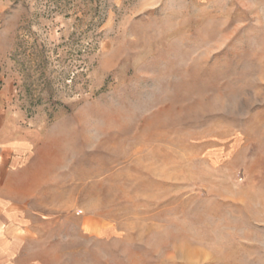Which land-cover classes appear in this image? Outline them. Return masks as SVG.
I'll list each match as a JSON object with an SVG mask.
<instances>
[{
    "label": "rangeland",
    "instance_id": "374dc122",
    "mask_svg": "<svg viewBox=\"0 0 264 264\" xmlns=\"http://www.w3.org/2000/svg\"><path fill=\"white\" fill-rule=\"evenodd\" d=\"M0 113L38 264H264V0H0Z\"/></svg>",
    "mask_w": 264,
    "mask_h": 264
},
{
    "label": "crops",
    "instance_id": "0c3cea01",
    "mask_svg": "<svg viewBox=\"0 0 264 264\" xmlns=\"http://www.w3.org/2000/svg\"><path fill=\"white\" fill-rule=\"evenodd\" d=\"M36 157L29 139L0 113V264H38L27 253L40 214L38 206L30 205L42 177Z\"/></svg>",
    "mask_w": 264,
    "mask_h": 264
}]
</instances>
